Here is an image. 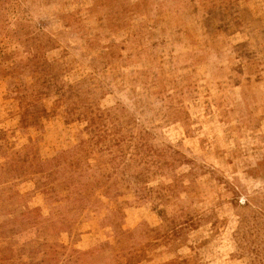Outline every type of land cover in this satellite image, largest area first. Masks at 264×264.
Returning a JSON list of instances; mask_svg holds the SVG:
<instances>
[{"label":"rangeland","instance_id":"374dc122","mask_svg":"<svg viewBox=\"0 0 264 264\" xmlns=\"http://www.w3.org/2000/svg\"><path fill=\"white\" fill-rule=\"evenodd\" d=\"M0 264H264V0H0Z\"/></svg>","mask_w":264,"mask_h":264}]
</instances>
